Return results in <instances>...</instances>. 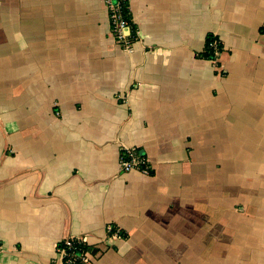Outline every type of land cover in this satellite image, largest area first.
<instances>
[{
    "label": "crops",
    "instance_id": "crops-1",
    "mask_svg": "<svg viewBox=\"0 0 264 264\" xmlns=\"http://www.w3.org/2000/svg\"><path fill=\"white\" fill-rule=\"evenodd\" d=\"M129 12L126 52L102 0H0V264H264V0Z\"/></svg>",
    "mask_w": 264,
    "mask_h": 264
},
{
    "label": "built area",
    "instance_id": "built-area-1",
    "mask_svg": "<svg viewBox=\"0 0 264 264\" xmlns=\"http://www.w3.org/2000/svg\"><path fill=\"white\" fill-rule=\"evenodd\" d=\"M109 21L110 36L115 45L126 52L132 51L134 41L138 40V30L130 18L129 5L131 0H102ZM209 47L216 58L220 54L219 43L213 39ZM121 172L136 171L143 176H149L150 169L147 161L137 147L123 148L118 160ZM106 233L109 236L119 237V228L107 225ZM98 258L85 238L72 237L63 239L55 248V257L52 264H94Z\"/></svg>",
    "mask_w": 264,
    "mask_h": 264
},
{
    "label": "trees",
    "instance_id": "trees-1",
    "mask_svg": "<svg viewBox=\"0 0 264 264\" xmlns=\"http://www.w3.org/2000/svg\"><path fill=\"white\" fill-rule=\"evenodd\" d=\"M207 45H208V42H207ZM206 54L208 55V58H212V51H211V49H209L208 47H207V51H206Z\"/></svg>",
    "mask_w": 264,
    "mask_h": 264
}]
</instances>
